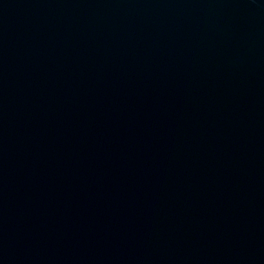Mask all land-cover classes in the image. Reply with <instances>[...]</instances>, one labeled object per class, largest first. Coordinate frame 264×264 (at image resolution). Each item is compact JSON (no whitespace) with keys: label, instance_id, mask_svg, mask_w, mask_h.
Listing matches in <instances>:
<instances>
[{"label":"water","instance_id":"1","mask_svg":"<svg viewBox=\"0 0 264 264\" xmlns=\"http://www.w3.org/2000/svg\"><path fill=\"white\" fill-rule=\"evenodd\" d=\"M0 264H264V0H0Z\"/></svg>","mask_w":264,"mask_h":264}]
</instances>
